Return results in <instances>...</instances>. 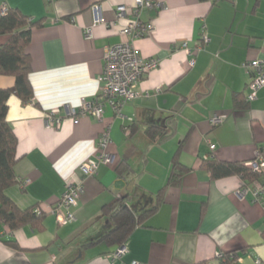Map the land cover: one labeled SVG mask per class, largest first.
Wrapping results in <instances>:
<instances>
[{
  "label": "crops",
  "instance_id": "0c3cea01",
  "mask_svg": "<svg viewBox=\"0 0 264 264\" xmlns=\"http://www.w3.org/2000/svg\"><path fill=\"white\" fill-rule=\"evenodd\" d=\"M153 2L137 16L134 0H0V10L42 20L30 28L25 48L33 98L23 102L12 93L6 102L17 138V183L5 193L20 209L44 215L35 227L11 229L0 221V264H200L228 252L238 254L239 264H264V207L253 181L214 179L201 167L211 158L245 164L264 147V87L245 98L253 73L247 63L264 60V0ZM119 5L127 10L120 18ZM136 20L151 23L150 33H119ZM10 36L0 34V46ZM126 40L142 57L159 59L137 83L140 95L118 113L107 107L101 117L74 116L82 100L98 94L105 48ZM14 83L0 74V88ZM55 108L61 124L47 128L44 116ZM215 114L223 120L213 125ZM104 132L111 161L84 177L79 166L100 153ZM175 154L186 170L166 186ZM71 178L83 181V191L74 219L58 224L52 209ZM162 188L157 208L123 243L103 240L106 206L122 198L140 211ZM122 244L126 253L112 260Z\"/></svg>",
  "mask_w": 264,
  "mask_h": 264
},
{
  "label": "trees",
  "instance_id": "16d2710c",
  "mask_svg": "<svg viewBox=\"0 0 264 264\" xmlns=\"http://www.w3.org/2000/svg\"><path fill=\"white\" fill-rule=\"evenodd\" d=\"M41 23L42 20L33 21L18 9L7 8L5 12H0V34H11L9 41L0 46V74L11 75L15 78L12 88H0V221L6 223L11 229L26 224L33 227L38 226L44 216L43 213L36 215L33 208L20 209L5 193L9 186L17 183L14 173L17 138L6 118L8 110L6 102L12 93H15L23 102H29L33 98V90L28 78L31 71V60L25 48L30 38V28L40 26ZM148 133L152 137L156 136L151 132V128ZM262 149L264 156V147ZM176 155L166 186L176 181V178L186 170L178 167ZM201 167L208 170L214 179L229 175H240L247 183L260 179L259 174L240 162H226L211 158L203 160ZM163 190L165 189L162 188L155 196L154 203L146 205L140 211H135L134 208L128 206L122 198L106 206L103 213L108 214V223L101 234L103 240L110 244L123 243L135 226L157 208L162 200ZM237 255V253L228 252L218 257L216 262L204 261L200 264H239L236 262Z\"/></svg>",
  "mask_w": 264,
  "mask_h": 264
},
{
  "label": "built area",
  "instance_id": "2783aa9c",
  "mask_svg": "<svg viewBox=\"0 0 264 264\" xmlns=\"http://www.w3.org/2000/svg\"><path fill=\"white\" fill-rule=\"evenodd\" d=\"M210 1L217 2L220 0ZM134 5L133 13L137 15L142 8L153 7L156 4L153 0H134ZM6 10L7 7L3 6L0 12L3 13ZM126 12L127 10L124 5L117 6L116 14L118 18L124 16ZM96 21H99V19ZM151 30V23H141L139 20H136L121 27L119 33L123 36L130 34L143 36L149 34ZM201 31V40L203 44H207L210 38L205 33L204 27H202ZM87 33L88 35L90 34V29H88ZM193 62L194 60L190 59V64ZM158 65L159 59L157 57H142L132 43L127 40L106 47L103 54V67L99 76L100 86L98 94L92 100H82L78 106V113L75 110L71 113L74 116L79 114L81 116L91 115L101 117L107 107L116 113L120 112L121 107L126 101L132 100L140 95L139 90H137V83L141 77ZM247 66L253 70V73L247 84L248 91L245 98L247 101H251L256 98L258 90L264 87V60H252L247 63ZM61 120L62 117L59 115L58 108L48 111L44 116V122L47 128L59 127ZM222 120V115L215 114L211 117L210 121L211 124L216 125ZM108 143V134L104 132V137L100 141V153L93 159H87L80 164L79 170L82 176L87 177L95 174L100 163H109L111 161V156L107 152ZM210 147L214 148V145L210 144ZM262 150L259 149L256 156L246 162L245 165L260 176V179L253 181L251 190L255 200L264 207V156ZM82 184L83 181H75L73 178L66 182L65 191L52 209V214L55 215L58 224H64L74 219V214L71 210L77 205L80 194L83 191ZM62 209L65 210L64 213H62ZM35 213L36 215H40L42 212L39 208H36ZM126 251L125 244L118 246L111 254L112 260L120 261ZM129 264L141 263L132 261Z\"/></svg>",
  "mask_w": 264,
  "mask_h": 264
},
{
  "label": "rangeland",
  "instance_id": "374dc122",
  "mask_svg": "<svg viewBox=\"0 0 264 264\" xmlns=\"http://www.w3.org/2000/svg\"><path fill=\"white\" fill-rule=\"evenodd\" d=\"M135 167H137V166L134 165V169H135Z\"/></svg>",
  "mask_w": 264,
  "mask_h": 264
}]
</instances>
